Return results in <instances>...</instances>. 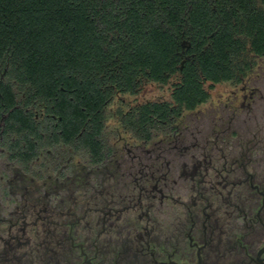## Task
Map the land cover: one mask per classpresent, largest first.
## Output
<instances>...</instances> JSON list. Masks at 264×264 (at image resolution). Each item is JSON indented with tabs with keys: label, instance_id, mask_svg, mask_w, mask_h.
Masks as SVG:
<instances>
[{
	"label": "flooded vegetation",
	"instance_id": "1",
	"mask_svg": "<svg viewBox=\"0 0 264 264\" xmlns=\"http://www.w3.org/2000/svg\"><path fill=\"white\" fill-rule=\"evenodd\" d=\"M228 83L240 102L142 132L127 113L169 100L112 99L94 141L51 99L1 100L0 264H264V88Z\"/></svg>",
	"mask_w": 264,
	"mask_h": 264
},
{
	"label": "trees",
	"instance_id": "2",
	"mask_svg": "<svg viewBox=\"0 0 264 264\" xmlns=\"http://www.w3.org/2000/svg\"><path fill=\"white\" fill-rule=\"evenodd\" d=\"M263 56L264 0H0V101L51 99L72 131L89 121L93 141L117 95L171 85L169 101L127 113L148 131L144 116L195 111Z\"/></svg>",
	"mask_w": 264,
	"mask_h": 264
},
{
	"label": "rangeland",
	"instance_id": "3",
	"mask_svg": "<svg viewBox=\"0 0 264 264\" xmlns=\"http://www.w3.org/2000/svg\"><path fill=\"white\" fill-rule=\"evenodd\" d=\"M251 82H260L264 88V56L259 57L256 59V64L253 70L249 73ZM259 80V81H258ZM210 91V102L207 104V108L211 107L212 104L218 105L221 101H227L229 98H234L233 91L237 92L238 102L241 99V91L240 85L235 87L233 84L228 82L217 83L212 87H209ZM171 85L168 84L167 86H162L157 83L148 84L144 89L137 95L134 94H125L120 95L119 97L115 98V102L111 105L113 109H117L121 106L122 99L125 100L127 103L134 104L138 101H145V100H157V99H171ZM128 106V105H127ZM112 113V110L109 112ZM113 119L111 120L110 124L112 123ZM109 131L111 129H108Z\"/></svg>",
	"mask_w": 264,
	"mask_h": 264
}]
</instances>
